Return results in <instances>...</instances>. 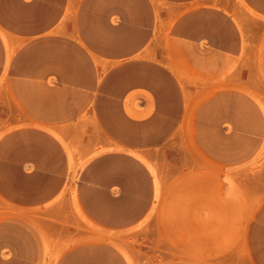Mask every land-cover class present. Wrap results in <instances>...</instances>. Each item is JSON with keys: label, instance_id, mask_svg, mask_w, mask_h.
I'll list each match as a JSON object with an SVG mask.
<instances>
[{"label": "rangeland", "instance_id": "rangeland-1", "mask_svg": "<svg viewBox=\"0 0 264 264\" xmlns=\"http://www.w3.org/2000/svg\"><path fill=\"white\" fill-rule=\"evenodd\" d=\"M0 264H264V0L0 25Z\"/></svg>", "mask_w": 264, "mask_h": 264}, {"label": "crops", "instance_id": "crops-1", "mask_svg": "<svg viewBox=\"0 0 264 264\" xmlns=\"http://www.w3.org/2000/svg\"><path fill=\"white\" fill-rule=\"evenodd\" d=\"M16 0H0V25L7 31L27 33L29 31H35L37 33H46L53 30L58 23L61 22L68 5L69 0H19L18 6H24L25 8H38L39 13H27L23 15L24 23L26 27H18L14 24L16 21L14 18L21 17L12 11V7L15 6ZM56 9L55 13H50V9ZM23 36V35H22ZM26 46V45H18ZM129 114L133 117H142L136 113L132 108H127Z\"/></svg>", "mask_w": 264, "mask_h": 264}, {"label": "bare ground", "instance_id": "bare-ground-1", "mask_svg": "<svg viewBox=\"0 0 264 264\" xmlns=\"http://www.w3.org/2000/svg\"><path fill=\"white\" fill-rule=\"evenodd\" d=\"M253 12V11H252ZM141 156H143V155H141ZM144 159V157L142 158V160ZM155 181H157L156 179H155ZM158 184V183H157ZM158 187V186H157Z\"/></svg>", "mask_w": 264, "mask_h": 264}]
</instances>
